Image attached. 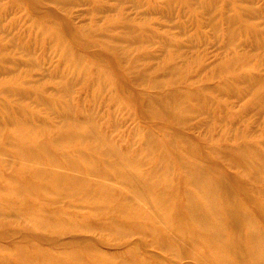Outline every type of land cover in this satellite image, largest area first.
Instances as JSON below:
<instances>
[{"label": "bare ground", "instance_id": "6f19581e", "mask_svg": "<svg viewBox=\"0 0 264 264\" xmlns=\"http://www.w3.org/2000/svg\"><path fill=\"white\" fill-rule=\"evenodd\" d=\"M71 1L75 0H9L5 5L0 0V27L1 11L6 13L15 7L24 22L30 23L29 31L36 29V37L51 39L54 48L61 49L66 64L80 66L81 71L88 75V81L105 80L116 86V81L102 69L96 72L89 69L97 63L103 66L101 61L115 53V44L99 41L101 48L87 54L92 61L88 64L82 60L87 58L85 55H76L77 41L70 39V31L69 35L66 33L64 20H59L52 9L44 8L52 4L65 9ZM252 1L202 0L194 3L192 0H178L208 13L209 28L215 35L226 37L229 46L237 44L234 38L237 34L264 36V22L261 25L255 23L259 17ZM105 18L106 24L122 23L123 16L118 11L115 17L109 14ZM143 19L149 20L146 16ZM247 20H252L253 24ZM10 23L12 27L16 24L15 21ZM77 30L82 34L89 32L88 27ZM15 37L5 31L4 26L1 27L0 264H122V259L129 263L135 258L138 261L131 264H171L167 258L155 255L143 239L122 240L124 236H130L126 234L128 225L139 224V221L143 225L149 224L154 242V245L150 244L152 247L156 245L169 252L170 244L177 245L178 258H184L186 250H190V256L199 257L203 264H264V204L255 198L257 195L264 197V184L254 188L245 186L248 181L255 180L256 183L263 178L264 156L258 150L251 146L227 148L219 140L212 139L205 153L191 135L167 127L162 135L167 136L169 142L165 143L152 132H147L143 135L146 143H143L140 153L129 157L112 139L97 132L94 125L86 127L72 118L74 106L66 98L61 100L58 90L66 96L72 90L73 77L56 81L58 90L49 96L45 95L48 91L41 85L42 81L30 80L28 71L26 73L22 69V60L6 53L11 51V44L16 46ZM172 47L174 49L178 45L173 44ZM25 57L27 61L34 62L30 52ZM79 59L88 66L78 64ZM180 59L178 63L163 64L159 68L171 76L172 84L187 74L184 71H187L189 63H196L187 57ZM247 63L244 55L234 53L229 59L213 65L214 74L229 73L230 78L222 80L223 91L228 89L229 93L240 97L254 86L264 89L263 84L257 83V78L240 71ZM142 82L145 83L143 79ZM156 84L164 85L160 81ZM241 84H246V89L239 88ZM221 87L212 91L188 88L181 93L170 90L167 97L162 98L142 94L138 109L145 118H163L175 127V123L186 121L192 112L195 113L188 106L180 107L184 100L211 104L215 101L212 96L219 95ZM28 96L48 105L49 112L58 113L57 117L65 123L61 125L69 128L62 131L53 129V132H47L51 133L48 140L41 141V133L46 132H41V126L31 123L35 112L25 105V101L30 99ZM261 99L264 110V95ZM215 108L218 107L215 105ZM78 129L83 133L77 134ZM86 141L93 143L87 150L77 148ZM169 150H174L175 154L170 155ZM181 151L187 152L191 160H196L181 158ZM154 152L162 165L174 161L177 170L170 173L163 167L160 171L152 160ZM213 153L237 163L240 177L228 175L219 162L210 158ZM150 160V164H154L153 175L140 181L133 178L139 162L149 163ZM125 166H129V170H125ZM150 176L158 179V188ZM179 183L181 187L177 185ZM115 197L119 198L117 206L111 204ZM65 199L71 200L68 208L83 212L81 215L88 225L70 220V213L61 207ZM109 212H118L119 218L109 216ZM146 220L149 222L145 223ZM93 221L101 224L99 231L105 235L106 241H110L103 243L79 234L82 229H90ZM162 223L166 225L160 228ZM245 229L248 232L243 237ZM111 240L119 242L110 244Z\"/></svg>", "mask_w": 264, "mask_h": 264}, {"label": "rangeland", "instance_id": "374dc122", "mask_svg": "<svg viewBox=\"0 0 264 264\" xmlns=\"http://www.w3.org/2000/svg\"><path fill=\"white\" fill-rule=\"evenodd\" d=\"M192 1L194 3L202 2V0ZM1 2L6 5L9 0H1ZM252 3L253 9L258 10L259 19L255 23L261 25L264 22V0H254ZM188 5L190 3H181L178 0H75L74 2L71 1L70 6L65 9L52 4L44 6V8L52 9L59 20H64L63 26L67 28L66 33L71 34L70 39L77 41L75 43L76 55L80 54L87 57L82 59L83 61L92 62L87 54L101 48L99 41L115 44V53L110 57H106L107 59L104 62L101 61L104 64L103 66L101 63H97L91 65L89 69L93 72L102 69L105 74L110 75L116 81V86L110 85L105 80L88 81V75L81 71L80 66L73 67L69 63L66 64L67 60L64 58L61 49L54 48V42L51 39L36 37V29L29 31L27 27L30 26V23L24 22L15 7L6 13L1 11V22L4 30L16 36V39H14L16 46L14 47L11 44V51L6 53H10L15 59L22 60V69L26 73L28 71L31 81H42L41 85L43 84L48 91L45 93L46 96L58 90L56 81L73 77L74 83L70 85L72 90L66 96L64 92L58 90V96L61 100L66 98L73 104L72 118L79 120L86 127L94 125L97 132L112 139L117 147L129 157L140 153L143 143H146L143 135L147 132H152V135L165 143L169 142V138L162 135V132H166V129H168L167 127H173L175 132H185V134L191 135L196 145L202 147L201 150L205 153L208 152V144L212 142V139H215L219 140L223 147L228 146L227 148L251 146L264 156V110L262 109L263 100L261 99L264 95V89L260 86H254L244 96L240 95L238 97L233 92L229 93L228 89H226V92L225 89L223 91L222 80L230 78L229 73L219 74L218 76V74H214L212 69L216 62L229 59L234 53H241L247 58L248 63L247 68L243 67L240 71L254 76L258 80L257 83L264 85V36L237 34L234 37L237 44L229 46L226 37L219 34L215 35L209 28L207 11H205L207 14H204L200 8L195 10L194 6ZM118 11L123 16L122 23L118 21L106 24V15L112 14L115 17ZM145 16L149 20H144L143 17ZM12 21L16 22L14 27L11 26L12 23L10 22ZM247 21L253 24L252 20ZM86 27L89 29L87 34H82L77 30V28ZM174 37H176V40ZM164 44L167 46L165 47ZM173 44H177L178 47L173 49ZM78 45H81V47H78ZM24 49H27V51ZM29 52L33 56L34 62L26 60L25 55ZM183 57L184 60L187 57V59L194 60L193 62L196 63H189L191 68L188 66L187 71H184L187 74L181 75L182 78L177 79L172 84L173 79L170 78L171 76L168 73L159 71V68L163 64L170 66L178 63V60L183 59ZM174 58H176V61ZM82 60L79 59L77 63L88 66L89 63L85 64ZM140 76L145 83L142 82V79H137ZM193 80L196 81L193 82ZM157 81L164 83V85H157ZM245 86L246 84H241L239 88L243 89ZM219 87L222 88V91L219 95L217 94L218 96L212 94L215 101L211 104H198L187 99L184 100L180 107L186 108L188 106L187 108L195 111V113L192 112L186 121L175 123V127L163 118L156 116L150 119L145 118L138 109V100H140L142 94L162 98L167 97L170 90L181 93L188 90V88L201 89L202 91L211 89L210 91H212ZM208 92L207 94H210ZM28 97L30 99L25 101V105L32 112H35V117L31 118V123L35 126H41V132H46L41 133V141L48 140L51 133L47 132H53V129L62 131L69 128L68 125H64L66 127L61 125L65 123H62L61 119L57 117L59 116L58 113L49 112L48 105L38 103L36 98ZM246 104H249V106ZM215 105L218 108H215ZM82 133V129L77 130V134ZM90 142L86 141L81 145L79 144L77 148L85 151L93 144ZM155 153L151 155L152 160L160 171L163 167L170 170V173L177 170L174 161H170V164L166 166L162 165L160 158ZM169 153L174 155L175 151L169 150ZM180 157L191 160L187 152L184 153V151H181ZM210 158L219 162L228 175L240 177L241 170L239 166L229 157L224 158L213 153ZM150 163L151 160L149 163L140 161L135 171L133 169V178L140 181V179L150 174L153 175L154 164ZM129 168V166H125V170H129ZM150 177L151 182L158 188V179ZM262 177L256 183L255 180L248 181L245 186L254 188L257 185L264 184V175ZM177 185L181 187V183ZM158 190L154 192L156 193ZM255 198L264 204V197L257 195ZM68 201L71 202V200L65 199L61 207H64L65 211L70 213L68 215L70 220L77 224L88 225L86 218L81 215L83 213L80 212L81 210L74 207L68 208ZM111 204L117 206L119 198L115 197ZM104 213L107 215L108 212ZM108 215L119 218L118 212H109ZM149 220H146L145 223H148ZM139 222V224L134 225L130 223L127 227L128 231H126V234H130V236H124L121 239H143L155 255L167 258L171 264H203L202 259L199 257L193 258V256H190V250H186L184 258H178L179 248L177 245L170 244L169 252L156 245L152 247L150 244L154 242L150 235L149 224L143 225L142 221ZM90 225V229H82L79 234L102 240L101 242L104 243L106 241L105 235L99 231L101 224L93 221ZM165 225V223H162L159 227L163 228ZM247 232L245 229L243 237L246 236ZM108 241L110 240L106 242ZM111 241L110 244L119 242L116 240ZM81 256L87 258L85 254H81ZM137 261L138 258L131 260L129 263L124 259L120 260L122 264H131V262L135 263Z\"/></svg>", "mask_w": 264, "mask_h": 264}]
</instances>
